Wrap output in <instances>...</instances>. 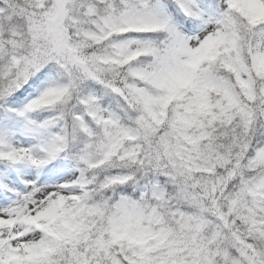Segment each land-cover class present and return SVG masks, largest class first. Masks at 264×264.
Listing matches in <instances>:
<instances>
[{
  "label": "snow or ice",
  "instance_id": "obj_1",
  "mask_svg": "<svg viewBox=\"0 0 264 264\" xmlns=\"http://www.w3.org/2000/svg\"><path fill=\"white\" fill-rule=\"evenodd\" d=\"M0 264H264V0H0Z\"/></svg>",
  "mask_w": 264,
  "mask_h": 264
}]
</instances>
